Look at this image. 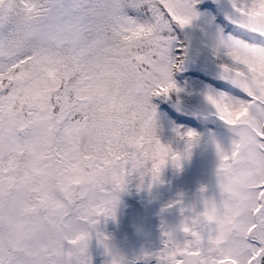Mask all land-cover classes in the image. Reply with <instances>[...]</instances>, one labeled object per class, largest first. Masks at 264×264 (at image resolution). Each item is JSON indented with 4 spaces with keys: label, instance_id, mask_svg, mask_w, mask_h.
<instances>
[{
    "label": "snow or ice",
    "instance_id": "1",
    "mask_svg": "<svg viewBox=\"0 0 264 264\" xmlns=\"http://www.w3.org/2000/svg\"><path fill=\"white\" fill-rule=\"evenodd\" d=\"M93 3L0 0V264H91V235L107 239L97 225L114 216L126 177L179 167L157 137L151 100L176 90L174 29L189 23V0H108L99 17ZM231 7L234 27L218 48L224 89L206 99L233 137L226 148L212 141L218 172L245 185L217 204L233 236L219 264H264V0ZM181 138L186 152L198 139L191 130ZM212 220L205 208L165 231L158 264H184ZM49 224L71 238H46Z\"/></svg>",
    "mask_w": 264,
    "mask_h": 264
},
{
    "label": "rangeland",
    "instance_id": "2",
    "mask_svg": "<svg viewBox=\"0 0 264 264\" xmlns=\"http://www.w3.org/2000/svg\"><path fill=\"white\" fill-rule=\"evenodd\" d=\"M221 6L225 18L234 26L231 0H222ZM126 11L143 19L136 10ZM199 15L209 19L208 11ZM210 35L220 45L221 40L231 34L212 23ZM199 70L208 81L198 77L194 80V88L187 86L188 90L183 89L174 98L164 96L163 102L170 113L163 109L155 111L164 130L158 139L180 155L179 167L167 163L155 180L150 174L141 178L136 172L126 177V184L114 207V216L101 217L97 225V231L107 239L100 244L95 234L91 235L88 248L91 264H112L114 256L120 258V264H158L156 253L164 247L163 233L178 228L186 217L203 212L202 198H218L212 175L216 160L212 141L226 148L233 137L218 122L206 96L221 93L225 81L221 79L218 67ZM195 129L201 130L207 140L194 139L186 152L181 134ZM177 236L181 237V234L177 233Z\"/></svg>",
    "mask_w": 264,
    "mask_h": 264
},
{
    "label": "trees",
    "instance_id": "3",
    "mask_svg": "<svg viewBox=\"0 0 264 264\" xmlns=\"http://www.w3.org/2000/svg\"><path fill=\"white\" fill-rule=\"evenodd\" d=\"M191 4V16L189 23L182 28L177 26L174 29V36L179 41L183 49V55L180 60V67L172 74V81L175 84V89L169 92L167 97H177L183 89L187 86L194 88V80L198 77L204 82L208 81L207 76L200 73L202 67H219L221 59L219 56V45L211 39V24L214 23L220 26L225 32L230 33L232 22L228 21L223 14L222 0H189ZM144 18L141 11L136 10ZM203 11L209 12V19L207 16L199 15ZM211 16V17H210ZM187 61H190L187 63ZM193 68H189V66ZM192 90V89H191ZM164 96L153 97L151 103L154 105L155 111L160 109L166 110L167 105L163 102ZM170 113V112H169ZM157 124V137H160L162 131L160 118L155 114ZM204 130V129H202ZM194 132L200 140H207V137L201 133V130L195 129Z\"/></svg>",
    "mask_w": 264,
    "mask_h": 264
},
{
    "label": "clouds",
    "instance_id": "4",
    "mask_svg": "<svg viewBox=\"0 0 264 264\" xmlns=\"http://www.w3.org/2000/svg\"><path fill=\"white\" fill-rule=\"evenodd\" d=\"M107 3L108 0H99V3H93L89 6V11L93 12L94 17L102 16L106 11L105 6L107 5ZM106 18L107 17L105 16V19ZM227 130L232 134L231 130ZM215 156L216 160L212 175L214 178L216 189L218 191V198H214L211 196L202 198L203 211L206 208L213 216V220L211 222L212 235L208 238H205L202 243L197 244L194 247V251L185 253L184 264H219V262L223 258V250L227 248L228 243L233 238L230 226L224 221L221 213L217 210V204L221 201L222 194L225 190L242 188L245 185V178L234 171L223 173L218 172L219 160L216 151ZM120 192L121 191L117 190L113 194L114 207L119 200ZM224 204L228 211H230L233 215L238 212L236 205L227 201H224ZM43 231L46 238L50 235L53 238L67 239L71 238V235L73 234L68 233L66 235L61 230L59 224H57L55 227L50 224L45 225L43 226ZM180 243L182 244V241H180ZM113 258L117 260V264H120V258L118 256H114Z\"/></svg>",
    "mask_w": 264,
    "mask_h": 264
}]
</instances>
